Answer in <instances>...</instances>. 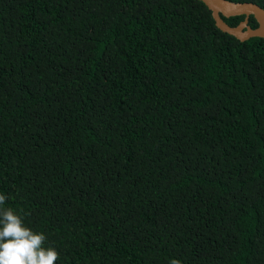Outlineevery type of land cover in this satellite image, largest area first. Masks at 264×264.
Listing matches in <instances>:
<instances>
[{
  "label": "trees",
  "instance_id": "trees-1",
  "mask_svg": "<svg viewBox=\"0 0 264 264\" xmlns=\"http://www.w3.org/2000/svg\"><path fill=\"white\" fill-rule=\"evenodd\" d=\"M0 194L56 264H264V37L202 0H0Z\"/></svg>",
  "mask_w": 264,
  "mask_h": 264
},
{
  "label": "clouds",
  "instance_id": "clouds-1",
  "mask_svg": "<svg viewBox=\"0 0 264 264\" xmlns=\"http://www.w3.org/2000/svg\"><path fill=\"white\" fill-rule=\"evenodd\" d=\"M6 196L0 194V264H56L59 252L46 246L47 236L25 223L22 209L5 206ZM170 264H180L172 259Z\"/></svg>",
  "mask_w": 264,
  "mask_h": 264
},
{
  "label": "water",
  "instance_id": "water-1",
  "mask_svg": "<svg viewBox=\"0 0 264 264\" xmlns=\"http://www.w3.org/2000/svg\"><path fill=\"white\" fill-rule=\"evenodd\" d=\"M211 10L215 24L222 31L228 32L241 40L251 36L264 37V8L253 1L234 0H202ZM244 14L245 17L236 25L228 24L221 15L231 16ZM253 15L257 25L252 27L248 23L249 15Z\"/></svg>",
  "mask_w": 264,
  "mask_h": 264
}]
</instances>
